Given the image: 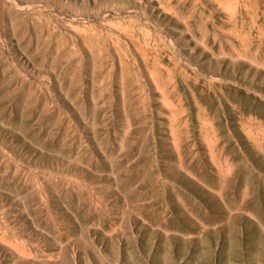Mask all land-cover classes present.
<instances>
[{"label": "rangeland", "instance_id": "rangeland-1", "mask_svg": "<svg viewBox=\"0 0 264 264\" xmlns=\"http://www.w3.org/2000/svg\"><path fill=\"white\" fill-rule=\"evenodd\" d=\"M0 264H264V0H0Z\"/></svg>", "mask_w": 264, "mask_h": 264}, {"label": "bare ground", "instance_id": "bare-ground-1", "mask_svg": "<svg viewBox=\"0 0 264 264\" xmlns=\"http://www.w3.org/2000/svg\"><path fill=\"white\" fill-rule=\"evenodd\" d=\"M55 62V61H54Z\"/></svg>", "mask_w": 264, "mask_h": 264}]
</instances>
